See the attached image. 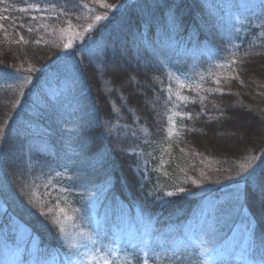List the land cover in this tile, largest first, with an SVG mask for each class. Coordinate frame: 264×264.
<instances>
[{"label": "trees", "instance_id": "trees-1", "mask_svg": "<svg viewBox=\"0 0 264 264\" xmlns=\"http://www.w3.org/2000/svg\"><path fill=\"white\" fill-rule=\"evenodd\" d=\"M106 2L116 7L102 9L94 0H0V264L70 259L69 238L80 229L92 231L91 212L104 215L108 234L116 230L134 237L146 220L151 235L166 241L213 200L218 241L236 224L224 223L225 217L232 219L241 206L260 252L264 4L244 15L236 0ZM25 5L53 7L57 13L40 18L19 9ZM226 8L252 20L248 33L234 38ZM105 12L108 19L85 33L94 16ZM171 13L180 19L176 29L167 23ZM75 32L84 38H74L65 49ZM21 36L27 43H17ZM30 67L35 70L29 72ZM189 71L200 74V84L185 91L189 99L179 106L182 119L169 136L172 80ZM49 81L67 97L74 123L72 137L64 138L68 150L54 142L55 159L29 143L39 120L31 104ZM236 185L238 199L231 189ZM166 192L177 194L166 197ZM159 252L156 245L148 264H199L177 257L168 262Z\"/></svg>", "mask_w": 264, "mask_h": 264}, {"label": "rangeland", "instance_id": "rangeland-1", "mask_svg": "<svg viewBox=\"0 0 264 264\" xmlns=\"http://www.w3.org/2000/svg\"><path fill=\"white\" fill-rule=\"evenodd\" d=\"M219 1L222 3L223 0ZM262 4H264V0H236V7L244 15L252 7L263 6ZM22 8H26V11L31 12L33 15L37 14L40 18L57 13L53 11V7H38L39 10H37V8L25 5L20 6L19 9ZM229 13H231V20L227 19L226 22L227 24H233L232 30L234 38H239L242 32L243 34L248 33V28L246 27L249 25L247 22H251L252 20H248L245 17L238 18V12H232L230 8H226V16ZM33 17L35 16H31V18ZM260 69L264 71V67ZM189 73L191 75L178 74L172 80L174 87L170 90L171 111L169 117H171V129L169 136H172L175 130V123L182 119V115L179 113V106L185 100L178 99L177 94L187 96L185 91L190 90L189 87H182V85H190L192 89L198 83L200 84V74L191 71ZM30 84L32 83H28L27 86H31ZM41 90L42 94L35 96L34 103L31 104L32 112L39 120L37 122L33 121L35 123L32 125V131L29 132V143L33 149L42 151L43 154L50 155L55 159L58 149H56L54 142L57 145L60 144L64 148L63 150H68L64 138L72 137L74 123L67 108L68 99L63 96L62 89L56 87L55 84L49 81ZM52 119H55L52 124L55 123L56 126H52ZM28 129L30 130L29 127ZM231 189L234 197L238 199L241 192L240 187L236 185L231 187ZM216 204L217 200L203 204L201 211L196 216V220L193 218L190 219V217L187 218V221L184 223L185 225L174 229L177 235L173 234L166 241L151 235L153 230L152 223L146 220H143L144 226L141 229L142 233L134 237L119 234L116 230L108 234L103 229L104 215L96 216L91 212L90 217L92 231L94 233L92 231L86 233L80 229L78 236L74 237L77 245L87 244V247L71 248L68 245L67 252L70 259H63L61 264H103V258L110 260L112 264H144V261L148 260L147 256L149 252L154 251L156 245L160 248L159 254L163 253L167 255L166 259L168 262H172L177 257V260L181 259L187 263L197 262L199 264H205L206 261L207 264H264V247H262L260 252L257 251L252 234V224L248 222L247 214L241 206H238L237 210H235L232 219H229L228 215V217H225L224 223L229 224L227 220H234L236 224L226 238L218 241L219 236H221L218 235L220 226H216L213 222L216 217L212 215L213 208ZM110 217L111 215H109L108 219ZM238 222L240 225L237 228ZM93 224L95 226L94 228ZM136 225L138 226L139 224ZM74 227L76 228L77 226ZM96 232H99V234H96ZM209 232L212 233L211 236ZM7 235L8 233L6 231L4 236L8 239ZM239 235H243L241 236L242 238H239ZM88 237H91V239H88ZM92 240H95L96 243L93 244ZM159 240H162L163 243L159 244ZM4 243L8 246L10 240H5ZM202 248L208 250L215 249V252L213 256H208L207 253L201 252ZM8 252L13 255L16 251L13 248H8ZM135 257L141 258V262H134ZM171 258L173 259L171 260ZM42 264H48V262L46 261Z\"/></svg>", "mask_w": 264, "mask_h": 264}, {"label": "snow or ice", "instance_id": "snow-or-ice-1", "mask_svg": "<svg viewBox=\"0 0 264 264\" xmlns=\"http://www.w3.org/2000/svg\"><path fill=\"white\" fill-rule=\"evenodd\" d=\"M94 2L96 4H98L99 7L102 8V9H111V8L116 7L115 4H109V3L106 2V0H94ZM29 7L37 8V10H39L38 9V6H36V5H29ZM26 10H27L26 8H22L21 9V11H26ZM33 19H35V17H33ZM107 19H108V16H107L106 12L104 14L95 15L94 18H93V22L88 24L87 28L84 29V32L87 33L89 31L93 30V28L97 24H99L101 21L107 20ZM167 23L170 26V28L176 29V28L179 27L180 19H179V17L175 13H171L169 15L168 19H167ZM27 30H28V32H32L33 31L32 28H28ZM74 38L75 39H83L84 36L80 32H75L72 36L69 37L68 42L64 45L65 49H70L72 47V42H73V39ZM19 42L27 43V41L24 40V37L23 36H21L20 39H19V41H17V43H19ZM35 43L39 44L40 41L39 40H36ZM235 63H236L235 60H233V61L230 62V64H235ZM34 70L35 69L34 68H31V67L28 69L29 72H32ZM233 78L234 79H239V75L237 74ZM27 82L30 83L31 81L29 80ZM216 83L219 84L220 81L217 80ZM240 83H243V81H240ZM182 87H189V89L191 90V86L190 85H182ZM216 91H223V90L218 88V89H216ZM21 95H23V93H21ZM177 98L178 99H181V100H185V101L188 100V97L187 96H181L179 94H177ZM169 99H171V98L169 97ZM189 118H191V117L189 116ZM169 120L171 121V117H169ZM3 135H4V128L3 127H0V138H2ZM243 167L244 166H242V168ZM57 175H59V174H57ZM191 183L192 184H197L198 181L193 179V180H191ZM184 192H185V189L183 187H180L178 189V193H181L182 194ZM176 194L177 193H174V192H166V193H164V196H166V197H172V196H174ZM29 202H31V201H29ZM60 211L63 213L64 212V209H61ZM65 215H66V213H65ZM54 223H56L59 226L60 232L62 234H65V228H64L63 224H61L58 220L57 221H54ZM209 235L211 236L212 233L209 232ZM88 239H91V237H88ZM92 243L95 244L96 241L95 240H92ZM69 247H71V248H86L87 247V244L77 245L75 243V239L74 238H69ZM201 252L202 253H207L208 256H213V253L215 252V249L208 250L206 248H202L201 249ZM103 264H112V262L110 260L106 259V258H103ZM144 264H148V260H145L144 261Z\"/></svg>", "mask_w": 264, "mask_h": 264}, {"label": "clouds", "instance_id": "clouds-1", "mask_svg": "<svg viewBox=\"0 0 264 264\" xmlns=\"http://www.w3.org/2000/svg\"><path fill=\"white\" fill-rule=\"evenodd\" d=\"M205 264H207V261L205 262Z\"/></svg>", "mask_w": 264, "mask_h": 264}]
</instances>
